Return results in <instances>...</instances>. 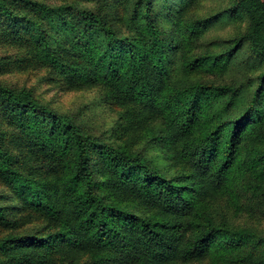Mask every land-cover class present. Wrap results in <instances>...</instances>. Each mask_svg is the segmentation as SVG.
<instances>
[{
    "label": "trees",
    "instance_id": "obj_1",
    "mask_svg": "<svg viewBox=\"0 0 264 264\" xmlns=\"http://www.w3.org/2000/svg\"><path fill=\"white\" fill-rule=\"evenodd\" d=\"M144 1V15L133 21L135 33L119 35L107 17L90 9L69 13L39 0H0V20L5 19L0 42L16 47L18 66H47L69 89L100 86L120 108L116 131L128 141L158 145L177 171L167 175L128 142L83 132L67 115L41 104L29 88L0 84V104L10 108L23 132L15 139L48 162L41 176H30L0 143V177L25 206L51 223L39 235L12 229L1 237L0 264H48L53 255L63 264L225 260L255 240L247 229L213 220L207 205L224 193L236 200L244 171L264 179V71L248 104L224 118L242 86L193 80L176 87L165 62L172 46L180 50L184 75L218 72L246 40L264 55V0H236L249 17L245 34L232 38L224 51L198 54L195 48L210 18L171 16L174 35L169 36L153 1ZM45 20L67 29L54 31ZM61 32L64 39L55 44ZM226 96V105L214 109ZM130 205L147 213L131 211ZM0 224L14 225L3 205Z\"/></svg>",
    "mask_w": 264,
    "mask_h": 264
},
{
    "label": "rangeland",
    "instance_id": "obj_2",
    "mask_svg": "<svg viewBox=\"0 0 264 264\" xmlns=\"http://www.w3.org/2000/svg\"><path fill=\"white\" fill-rule=\"evenodd\" d=\"M39 1L51 7H62L69 13L78 9L96 11L111 21L119 35L134 34L135 24L133 21L142 17L145 11L144 0ZM152 1L154 14L160 24L167 29L169 36L174 35L171 16L183 17L184 20L210 18L202 28L199 46L195 48L196 54L207 49L215 52L226 50L232 43L230 40L245 34L249 25L248 14L237 5L236 0ZM4 20V18L0 20V35L4 32ZM45 24L48 27H56L54 31L67 29L65 26L60 28L57 21L53 24L52 21L45 20ZM63 35V32L55 35V44L64 39ZM171 47L168 49L165 62L170 84L180 87L193 80H200L206 83L243 87V92L235 98L233 106L226 112L224 118H231L248 104V96L257 86L259 74L264 71V55L252 49L247 40L234 51L226 69L214 73L198 72L192 76L182 73L179 60L180 50ZM16 51V47L10 43L0 42V60H2L0 63V84L29 88L41 104L59 114L67 115L83 132L108 139L110 142H128L132 149L141 151L154 163H159L167 175L177 172L172 162L165 158L164 149L154 144L146 145L142 141H128L129 137L126 134L120 135L116 131L120 108L112 100L104 97L100 86L81 90L69 89L63 84L59 74L47 66H18L15 61ZM3 61L6 63L2 66ZM228 101V96L220 98L215 102L214 109L223 107ZM155 124L160 127L163 122L159 120ZM19 132L23 135L22 130L18 128L12 118L10 108L0 104V143L12 151L14 163L18 169L30 176L39 177L43 174L45 162L47 164L48 162L32 148L29 150L24 141L15 139V134ZM91 156L94 177L98 180L100 176L97 160L95 155L91 154ZM257 190L262 193L258 194ZM0 205L5 206L8 218L14 221L12 226L0 224V238L12 229L39 235L51 228V223L30 207L25 206L1 177ZM128 209L137 213H147L138 205H130ZM207 212L213 220L219 223L251 231L256 236L255 240L237 248L235 252H230L225 260L202 258L180 264H264V179L258 181L249 171H244L236 184V200H232L225 193L219 195L215 201L207 205ZM48 261V264H63L57 255H53Z\"/></svg>",
    "mask_w": 264,
    "mask_h": 264
}]
</instances>
